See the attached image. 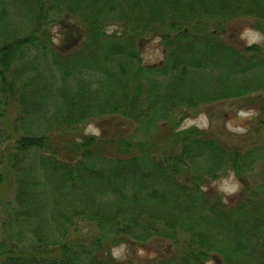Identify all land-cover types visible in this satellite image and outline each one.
<instances>
[{"label":"trees","instance_id":"16d2710c","mask_svg":"<svg viewBox=\"0 0 264 264\" xmlns=\"http://www.w3.org/2000/svg\"><path fill=\"white\" fill-rule=\"evenodd\" d=\"M0 264H264V0H0Z\"/></svg>","mask_w":264,"mask_h":264},{"label":"rangeland","instance_id":"374dc122","mask_svg":"<svg viewBox=\"0 0 264 264\" xmlns=\"http://www.w3.org/2000/svg\"><path fill=\"white\" fill-rule=\"evenodd\" d=\"M15 6V5H14ZM61 24V22H60ZM27 28V26H23ZM59 29V28H58ZM115 28H110L109 31H113ZM232 29V30H231ZM231 29H228V32L225 34V37L230 41L241 42V44L246 46L257 45L261 46L263 44L262 35L252 29L250 20H240L238 22L232 23ZM237 30V31H236ZM236 32V33H235ZM56 33L59 35L58 30ZM68 34V31L65 32ZM237 34V37H236ZM58 38V37H57ZM142 58L145 63H154L162 58V49L160 43L157 39L148 41L145 45L142 46ZM229 105H223L221 109H216L214 111L218 112V116L212 117L213 119L209 120V117L206 113L199 114L197 117L188 118L181 125L182 128L196 127L198 129H208L215 128L223 131L225 134L238 136L244 133L245 126L247 124V118L252 115V111H238L228 112L224 114V108ZM100 121H93L83 128L85 134L98 135L100 133ZM233 136V138H235ZM213 190L217 191L219 194L225 196L226 198L232 199L239 190V184L232 175H228L224 178H221L213 183H211ZM211 187V189H212ZM12 190L9 188L6 190V197L8 200L12 199ZM5 191V190H4ZM134 252L131 248L127 246H119L112 251V256L117 259H123L126 256H133ZM143 255V252H138V256Z\"/></svg>","mask_w":264,"mask_h":264}]
</instances>
